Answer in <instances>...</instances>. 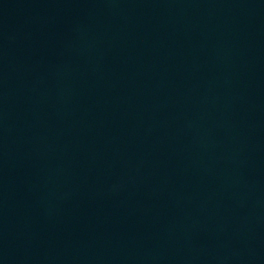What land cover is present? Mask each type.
<instances>
[{
  "label": "water",
  "instance_id": "1",
  "mask_svg": "<svg viewBox=\"0 0 264 264\" xmlns=\"http://www.w3.org/2000/svg\"><path fill=\"white\" fill-rule=\"evenodd\" d=\"M0 264H264V0H0Z\"/></svg>",
  "mask_w": 264,
  "mask_h": 264
}]
</instances>
